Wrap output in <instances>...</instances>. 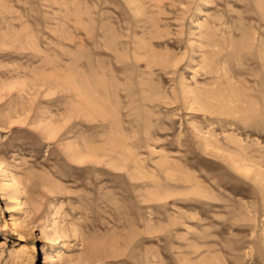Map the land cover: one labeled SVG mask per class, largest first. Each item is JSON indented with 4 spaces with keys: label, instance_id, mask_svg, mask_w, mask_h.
Returning <instances> with one entry per match:
<instances>
[{
    "label": "rangeland",
    "instance_id": "1",
    "mask_svg": "<svg viewBox=\"0 0 264 264\" xmlns=\"http://www.w3.org/2000/svg\"><path fill=\"white\" fill-rule=\"evenodd\" d=\"M0 264H264V0H0Z\"/></svg>",
    "mask_w": 264,
    "mask_h": 264
},
{
    "label": "bare ground",
    "instance_id": "2",
    "mask_svg": "<svg viewBox=\"0 0 264 264\" xmlns=\"http://www.w3.org/2000/svg\"><path fill=\"white\" fill-rule=\"evenodd\" d=\"M140 61H142V60H140ZM140 61L137 60V62H140ZM165 62H166V61H165ZM176 62H177V61H176ZM176 62H175V63H176ZM175 63H174V64H175ZM147 64H148V63H147ZM175 66H176V64H175ZM173 67H174V66H173ZM144 69H145V68H144ZM256 76H257V75H256ZM262 76H263V75H262ZM235 77H236V76H235ZM142 83H143V82H142ZM247 83H248V82H247ZM232 92H233V91H232ZM234 93H235V92H234ZM37 94H38V93H37ZM256 100H257V99H256ZM260 101H261V100H260ZM259 103H260V102H259ZM259 105H260V104H259ZM260 109H261V108H260ZM49 131H50V130H49ZM49 131H48V132H49ZM52 133H53V132H52ZM56 133H57V132H56ZM50 137H52V136H50ZM53 137H54V136H53ZM129 154H130V153H129ZM72 155H73V154H72ZM103 155H104V154H103ZM72 157H75V156H72ZM85 159H86V158H85ZM109 159H110V160H113L114 158H112V157L109 155ZM77 161H78V160H77ZM83 161H84V160H83ZM125 161H126V162L128 161L127 157H126ZM88 162H89V161H88ZM238 169H239V168H238Z\"/></svg>",
    "mask_w": 264,
    "mask_h": 264
}]
</instances>
